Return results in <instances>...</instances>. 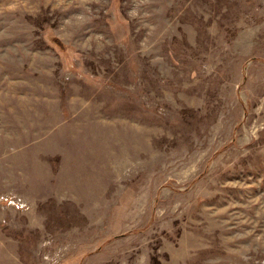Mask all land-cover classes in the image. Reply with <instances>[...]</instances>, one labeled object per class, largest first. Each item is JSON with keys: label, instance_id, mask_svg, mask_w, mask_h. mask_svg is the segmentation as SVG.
<instances>
[{"label": "rangeland", "instance_id": "1", "mask_svg": "<svg viewBox=\"0 0 264 264\" xmlns=\"http://www.w3.org/2000/svg\"><path fill=\"white\" fill-rule=\"evenodd\" d=\"M0 264H264V0H0Z\"/></svg>", "mask_w": 264, "mask_h": 264}]
</instances>
